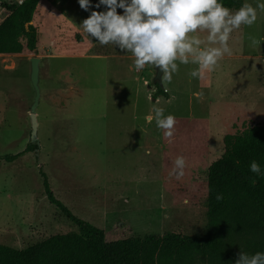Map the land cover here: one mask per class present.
<instances>
[{"label": "rangeland", "instance_id": "374dc122", "mask_svg": "<svg viewBox=\"0 0 264 264\" xmlns=\"http://www.w3.org/2000/svg\"><path fill=\"white\" fill-rule=\"evenodd\" d=\"M21 1L0 0V23L7 16L2 3ZM245 2L255 7L257 0ZM97 3L85 11L78 0H43L35 16L37 52L0 55V244L24 248L78 232L47 198L41 172L55 196L94 225L124 226L137 237L175 230L204 237L207 173L224 153V137L264 124V9L254 24L232 31V54L202 78L189 75L195 64L177 62L172 80L162 76L158 84L157 68L136 71L131 52L83 33L79 25L90 12L105 10ZM33 57L40 60L35 142ZM157 84L167 96L158 95ZM156 107L174 116L171 137L157 128ZM29 143L37 148L26 151ZM179 156L185 167L177 180L169 173ZM225 238L234 255L248 252V235L227 231ZM187 257L214 264L204 253Z\"/></svg>", "mask_w": 264, "mask_h": 264}, {"label": "trees", "instance_id": "16d2710c", "mask_svg": "<svg viewBox=\"0 0 264 264\" xmlns=\"http://www.w3.org/2000/svg\"><path fill=\"white\" fill-rule=\"evenodd\" d=\"M42 2L2 3L7 16L0 23V55L37 52L39 26L35 16ZM222 2L230 10H237L245 0ZM157 86L158 95L167 96V91ZM223 142L224 153L207 173L206 236L175 230L137 237L124 226L105 229L94 225L65 206L52 191L46 173L41 172L47 198L78 227V232L55 234L24 248L0 244V264H190L187 256L195 252L209 255L214 264H235L239 257L227 243V231L249 236L246 254L264 252V175L249 170L255 160L264 171V124L226 135ZM36 148L37 144L29 143L26 151ZM20 155L5 158L12 161Z\"/></svg>", "mask_w": 264, "mask_h": 264}, {"label": "clouds", "instance_id": "9594fccd", "mask_svg": "<svg viewBox=\"0 0 264 264\" xmlns=\"http://www.w3.org/2000/svg\"><path fill=\"white\" fill-rule=\"evenodd\" d=\"M78 3L85 11L92 7L91 0H78ZM101 6L104 11H91L79 25L83 33L96 38L100 45L113 44L122 52H131L136 71L146 65L159 67L170 82L178 71L177 62L195 64L197 67L189 75L199 79L225 55H231L230 34L241 25L254 24L257 9H264V0H257L255 7L244 3L234 12L222 0H98L95 7ZM197 31L206 32V38L193 34ZM153 111L157 128L164 130V136L171 137L174 116L165 115L160 107ZM145 119L150 123L153 115ZM184 167V157H177L169 175L181 179ZM249 170L257 176L264 175L255 160ZM217 199L221 197L217 195ZM235 264H264V252L249 255L241 251Z\"/></svg>", "mask_w": 264, "mask_h": 264}, {"label": "water", "instance_id": "95a60500", "mask_svg": "<svg viewBox=\"0 0 264 264\" xmlns=\"http://www.w3.org/2000/svg\"><path fill=\"white\" fill-rule=\"evenodd\" d=\"M39 61L40 60L38 57H33L31 59V81H32V84L36 90V98H35L34 104L32 106V113L30 115L31 124H32L31 139L33 142H35L37 140V129H38L36 108L39 104V97H40V89L38 86V82H39ZM162 76H163L162 70L159 67H157L156 74L154 77V82L161 84Z\"/></svg>", "mask_w": 264, "mask_h": 264}, {"label": "crops", "instance_id": "0c3cea01", "mask_svg": "<svg viewBox=\"0 0 264 264\" xmlns=\"http://www.w3.org/2000/svg\"><path fill=\"white\" fill-rule=\"evenodd\" d=\"M246 3V2H245Z\"/></svg>", "mask_w": 264, "mask_h": 264}]
</instances>
